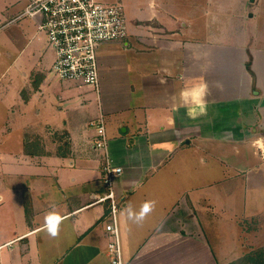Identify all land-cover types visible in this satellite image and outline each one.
<instances>
[{"label": "crops", "instance_id": "1", "mask_svg": "<svg viewBox=\"0 0 264 264\" xmlns=\"http://www.w3.org/2000/svg\"><path fill=\"white\" fill-rule=\"evenodd\" d=\"M16 1L23 10L27 0ZM98 1L120 4L127 30L98 48L99 92L51 75L54 51L47 55L34 19L10 62L0 137L21 148L0 155V264H110L109 201L90 124L99 114L109 157L122 168L113 189L124 264L264 255V239H253L264 225V46L249 32L258 0H242L248 13L233 35L181 0ZM27 56L32 62H20ZM149 200L155 208L142 224L128 219L127 208ZM49 211L64 217L56 238L44 228Z\"/></svg>", "mask_w": 264, "mask_h": 264}, {"label": "built area", "instance_id": "2", "mask_svg": "<svg viewBox=\"0 0 264 264\" xmlns=\"http://www.w3.org/2000/svg\"><path fill=\"white\" fill-rule=\"evenodd\" d=\"M34 19L37 30L45 35L54 51L51 70L62 81H75L99 92V65L97 51L105 42L120 41L127 35L123 10L118 3L98 0H27L15 18ZM90 124L95 130L94 148L102 155V182L106 193L102 199L109 201L105 229L110 240L107 253L110 264H124L117 228L119 199L115 196L113 182L122 173L108 154V137L102 114Z\"/></svg>", "mask_w": 264, "mask_h": 264}, {"label": "rangeland", "instance_id": "3", "mask_svg": "<svg viewBox=\"0 0 264 264\" xmlns=\"http://www.w3.org/2000/svg\"><path fill=\"white\" fill-rule=\"evenodd\" d=\"M260 6V13L257 16L256 19H253V21L250 24V39L252 42H254L257 46H264V0H258ZM182 4V5H181ZM182 8L186 11L188 10L190 13L192 11H197V9H204L206 10L205 18L204 16H199V21H201V18L210 19L212 21V18L215 17L216 25L219 27H224L226 29H229L230 32H225L226 35H233L234 33H240L241 28L243 27V22L240 21V15L242 12L248 13V10L243 5L242 0H181L180 4ZM249 8V7H248ZM257 7L252 8V11L255 12ZM22 11L21 8V2L16 0H0V75L1 72L7 73L5 77L0 78V94L2 91H5L6 88L9 90L7 91V100L9 101L11 99V88L9 84V78L12 74L16 72V67L13 65L10 69V62L15 57L16 53L18 52L19 48L25 43L26 37H30L34 33V26L33 24L29 22L28 18L22 17L19 19L10 20L11 18L18 16ZM214 11V14H213ZM235 13V15L233 14ZM201 13H199L200 15ZM212 27V26H211ZM240 28V29H239ZM207 29V28H206ZM234 29L236 30L234 32ZM206 35H208L207 32H205ZM39 38L42 41L41 44L46 47L48 53L47 55H50L51 52H53V49L48 45L45 35L39 34ZM254 55H257V52L253 51ZM257 58V57H256ZM256 59L253 69H258L259 62H264L263 59H260L258 63ZM30 57H22L20 59V62L24 64L25 62H32ZM51 75L56 76L55 73L50 70L49 71ZM15 85H12L14 88ZM5 99V98H4ZM33 103H30V105ZM240 107V106H239ZM244 107V105H243ZM246 107V106H245ZM244 107V109H246ZM248 107V106H247ZM257 112V111H256ZM6 113H9L7 111V107H5V102L0 103V132H3L6 130ZM248 114V113H245ZM11 116V115H10ZM251 120V119H246ZM15 122L14 120H12ZM237 122H240L237 121ZM2 127V128H1ZM238 131H241L240 125L236 128ZM20 128L14 127L12 132L14 139L17 140L20 135ZM2 136V134H0ZM108 137V136H107ZM256 138V136H254ZM5 137H0V155L3 156L4 151H8L9 149H12L14 151H18L19 148H21V145L19 144H11L8 138L6 137V141L4 143ZM239 148L244 149V145H237ZM248 149V148H247ZM3 162V161H2ZM20 164V162H17ZM216 165V164H215ZM3 165L0 166V185L3 186L4 183V174L2 168ZM20 183V182H19ZM225 184V183H221ZM3 191V190H2ZM1 192V190H0ZM222 200L223 197H221ZM228 200L225 198V201ZM240 193H237V198L235 201V205L239 206L240 203ZM18 207L19 204L17 205ZM238 208V212H239ZM19 221H21V218H18ZM3 227L4 224L2 223ZM249 226H246L245 229H248ZM241 228V227H240ZM239 231L243 228L240 229ZM244 229V230H245ZM261 229L257 234L256 237L253 235V239H257L259 237H262L261 239H264V225L260 227ZM244 232V231H243ZM259 235V236H258ZM248 237V236H247ZM4 251V250H2ZM2 251L0 253H2ZM258 252V250L256 251ZM255 252V253H256ZM264 252V249H263ZM256 255V254H254ZM253 257V256H252ZM224 257H222L223 259ZM228 258H231L228 256ZM234 258V257H233Z\"/></svg>", "mask_w": 264, "mask_h": 264}, {"label": "clouds", "instance_id": "4", "mask_svg": "<svg viewBox=\"0 0 264 264\" xmlns=\"http://www.w3.org/2000/svg\"><path fill=\"white\" fill-rule=\"evenodd\" d=\"M155 201H145L138 212L131 207L127 208V217L136 224H142L147 216L154 210ZM64 221V217L58 212L49 211L44 216V228L51 238H56L60 233V226Z\"/></svg>", "mask_w": 264, "mask_h": 264}, {"label": "trees", "instance_id": "5", "mask_svg": "<svg viewBox=\"0 0 264 264\" xmlns=\"http://www.w3.org/2000/svg\"><path fill=\"white\" fill-rule=\"evenodd\" d=\"M227 264H264V255L261 254H256V255L253 254L251 256L244 255Z\"/></svg>", "mask_w": 264, "mask_h": 264}]
</instances>
